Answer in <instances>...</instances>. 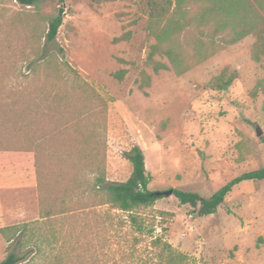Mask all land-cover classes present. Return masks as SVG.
I'll return each instance as SVG.
<instances>
[{
  "label": "rangeland",
  "instance_id": "374dc122",
  "mask_svg": "<svg viewBox=\"0 0 264 264\" xmlns=\"http://www.w3.org/2000/svg\"><path fill=\"white\" fill-rule=\"evenodd\" d=\"M170 1L155 18L149 0H0V145L37 150L38 214L52 213L0 230V260L14 251L24 264H162L168 244L183 264H264V180L236 184L203 217L173 194L121 210L96 186L129 177L133 146L155 191L206 197L264 167L256 34L212 41L196 5L178 12ZM59 99L65 130L48 139Z\"/></svg>",
  "mask_w": 264,
  "mask_h": 264
},
{
  "label": "trees",
  "instance_id": "16d2710c",
  "mask_svg": "<svg viewBox=\"0 0 264 264\" xmlns=\"http://www.w3.org/2000/svg\"><path fill=\"white\" fill-rule=\"evenodd\" d=\"M20 5L31 6L36 5L42 0H15ZM63 3L65 0H58ZM94 2H102L106 0H92ZM184 1L192 2L198 7L196 16L197 22L204 26L212 28L210 34H204L212 41L232 42L239 40L249 33H255L257 45L264 54V0H175L174 9L178 12L181 10ZM150 13L157 18L165 13L172 5L170 0H149ZM62 23V17L59 14L51 16L48 20V30L46 40L52 41L56 38L58 28ZM220 32H227V38L219 35ZM218 38V39H217ZM67 67L71 68L68 64ZM72 69V68H71ZM228 80L223 81V86H227ZM58 101V102H57ZM56 102H50L47 112L50 113V118L56 120V127H52L49 137L57 139L63 136L65 130L63 125L65 118L61 117L66 110L62 108V99ZM47 139V140H48ZM0 148L6 149H32L30 148H15L5 147L0 145ZM35 150V149H34ZM37 153V150H36ZM125 158L131 163L132 171L129 177L121 182H111L103 177H98L96 186L104 192L107 197V203H111L121 210H131L139 205H149L155 200L164 197L165 195H157L155 190L149 189L148 185L151 181V175L145 168L144 153L138 146H133L125 153ZM37 164V179L38 190H42L43 181L42 173ZM248 180H264V167L243 172L209 196H201L193 191L181 189H173V195L177 198L179 204L189 205L192 208L193 214L197 217H203L216 212L217 208L223 203L226 195L232 188L242 182ZM41 195V191H40ZM51 211L47 210L41 217L51 216ZM1 231L7 229H0ZM166 252L163 254L164 260L162 264H183L186 256L182 253L174 251L168 244H165ZM25 257L17 255L14 251H9L0 264H24Z\"/></svg>",
  "mask_w": 264,
  "mask_h": 264
},
{
  "label": "crops",
  "instance_id": "0c3cea01",
  "mask_svg": "<svg viewBox=\"0 0 264 264\" xmlns=\"http://www.w3.org/2000/svg\"><path fill=\"white\" fill-rule=\"evenodd\" d=\"M38 153L32 149L0 148V229L38 218Z\"/></svg>",
  "mask_w": 264,
  "mask_h": 264
},
{
  "label": "water",
  "instance_id": "95a60500",
  "mask_svg": "<svg viewBox=\"0 0 264 264\" xmlns=\"http://www.w3.org/2000/svg\"><path fill=\"white\" fill-rule=\"evenodd\" d=\"M256 134L257 135L260 134V131H259L258 127L256 129ZM156 194L157 195H161L162 194V195H165V196L172 195L173 194V189L170 188V189H166V190H162V191H156Z\"/></svg>",
  "mask_w": 264,
  "mask_h": 264
}]
</instances>
